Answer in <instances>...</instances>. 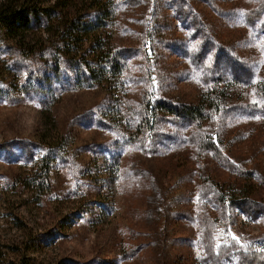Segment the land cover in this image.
I'll return each instance as SVG.
<instances>
[{"label": "rangeland", "instance_id": "374dc122", "mask_svg": "<svg viewBox=\"0 0 264 264\" xmlns=\"http://www.w3.org/2000/svg\"><path fill=\"white\" fill-rule=\"evenodd\" d=\"M114 1L91 77L0 36V264H264V0Z\"/></svg>", "mask_w": 264, "mask_h": 264}, {"label": "trees", "instance_id": "16d2710c", "mask_svg": "<svg viewBox=\"0 0 264 264\" xmlns=\"http://www.w3.org/2000/svg\"><path fill=\"white\" fill-rule=\"evenodd\" d=\"M114 4V0H0V36L20 47L25 56L46 51L48 44L80 62L88 53L86 69L91 77L104 60L116 63L110 34L101 27L103 17L115 19ZM184 113L193 115L188 110ZM17 221L14 218L22 228Z\"/></svg>", "mask_w": 264, "mask_h": 264}]
</instances>
